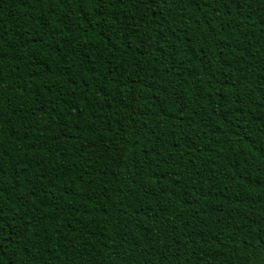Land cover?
<instances>
[{"label":"trees","instance_id":"16d2710c","mask_svg":"<svg viewBox=\"0 0 264 264\" xmlns=\"http://www.w3.org/2000/svg\"><path fill=\"white\" fill-rule=\"evenodd\" d=\"M0 264H264V0H0Z\"/></svg>","mask_w":264,"mask_h":264}]
</instances>
